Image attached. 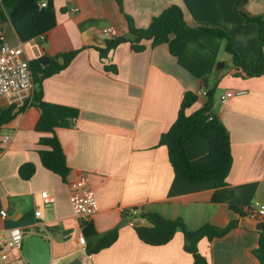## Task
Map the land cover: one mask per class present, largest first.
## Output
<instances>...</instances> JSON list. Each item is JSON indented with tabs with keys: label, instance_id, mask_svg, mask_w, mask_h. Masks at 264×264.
Here are the masks:
<instances>
[{
	"label": "crops",
	"instance_id": "obj_1",
	"mask_svg": "<svg viewBox=\"0 0 264 264\" xmlns=\"http://www.w3.org/2000/svg\"><path fill=\"white\" fill-rule=\"evenodd\" d=\"M236 2L123 0V11L116 0H23L12 9L1 22L4 38L11 45L24 43L33 60L47 64L56 53L80 49L68 67L44 80L46 101L77 107L80 115L76 126L56 130L72 169L65 181L42 163L43 133L36 128L39 108L28 104L19 110L16 105L15 117L0 129V230L19 226L25 238L41 234L50 243L53 264H71L84 255L79 237L85 235L84 223L92 221L100 235L119 227L114 244L92 253L94 264H193L183 231L166 244H149L139 237L126 211L138 207L139 212L180 217L191 229L238 220L223 236L203 237L199 250L210 264H259V229L243 226L246 216L233 205L244 211L251 204L264 205V75L247 77L230 66L225 40L213 35L189 40L179 56L167 43L153 46L151 40H145L143 51L134 50L130 42L121 43L107 57L98 49L128 31L126 13L138 27H147L165 8L179 4L189 23L222 27L241 56L256 58L261 51L258 24L237 11ZM244 8L252 16L262 15L264 0H248ZM108 28L114 31L106 32ZM34 41H40L41 48H32ZM113 65L117 72L106 68ZM214 86L216 93L220 90L214 112L230 131L234 158L228 184L217 191L211 181L194 183L177 176L168 147L160 143L178 118L185 93L199 94L187 110L192 113L206 100L200 91ZM229 92L234 94L228 96ZM10 105L0 99V108ZM188 148L193 162L208 160V139H193ZM26 162L37 167L30 179L20 175ZM83 175L98 202L90 221L76 214L73 203L71 183ZM43 191L51 192L56 201L47 204ZM86 238L88 245L92 238ZM0 264L34 263L24 251H11L8 262L0 255Z\"/></svg>",
	"mask_w": 264,
	"mask_h": 264
},
{
	"label": "trees",
	"instance_id": "obj_2",
	"mask_svg": "<svg viewBox=\"0 0 264 264\" xmlns=\"http://www.w3.org/2000/svg\"><path fill=\"white\" fill-rule=\"evenodd\" d=\"M23 0H0V22L8 20L9 12L17 7ZM124 11L123 0H116ZM248 0H237L236 10L244 13L248 20L255 21L259 27V40L261 51L258 57L250 58L248 55L241 56L234 48L231 36L220 26L210 23H194L187 21L183 8L179 4H172L165 8L160 14L153 17L147 27H138L133 17L126 13L128 19V31L125 34L114 36L108 40L105 47H99L103 57H107L111 50L124 42H130L136 51L146 49L145 40H151L153 46L167 43L170 52L179 56L185 49L189 40L200 36H218L225 40L226 51L232 54L233 67L240 70L247 77L264 75V14L252 16L245 11L244 5ZM80 49L67 52H59L50 56L47 64L35 59L31 61L33 77L35 82L34 98L31 105L39 108L41 116L37 123V130L42 132L40 154L43 165L49 170L59 174L67 181L72 169L67 162L62 142L56 130L59 127H73L80 115V109L74 106L53 103L44 99V80L68 67ZM117 72V66H106ZM216 87L207 89L204 104L192 113L188 108L192 107L199 99V94L194 91L185 93L178 118L162 134L160 143L166 145L169 150L171 164L177 176L183 177L191 182L200 183L211 181L216 191L228 184V177L233 166V151L230 131L223 120L214 112ZM27 106H21L24 110ZM17 106L10 105L0 108V129L10 122L16 115ZM204 137L209 141L208 160L204 163H195L189 152V142L193 139ZM37 167L33 162H26L20 167V175L24 179H30L36 172ZM217 198L215 192L214 199ZM135 209L139 210L138 207ZM233 209L241 216H246L242 207L233 205ZM126 214L137 222L135 225L139 237L153 245H161L169 242L176 232L183 231L185 234V248L194 256L193 264H210L208 258L199 250V242L203 237L212 240L223 236L236 227L238 220L230 222L226 226H217L207 223L198 229H191L183 218H166L163 215L143 210L134 214L132 209ZM259 246L255 254L259 264H264V229L259 230ZM84 233L91 237L88 242V250L97 253L114 244L119 237V227H115L103 234H99L93 222L84 223Z\"/></svg>",
	"mask_w": 264,
	"mask_h": 264
},
{
	"label": "built area",
	"instance_id": "obj_3",
	"mask_svg": "<svg viewBox=\"0 0 264 264\" xmlns=\"http://www.w3.org/2000/svg\"><path fill=\"white\" fill-rule=\"evenodd\" d=\"M44 3L42 6H45ZM114 28H108L106 32H112ZM40 41L46 39L45 34L40 36ZM40 41L31 42L32 48H41ZM39 55V54H38ZM35 55L34 58H37ZM25 50V44L11 45L4 38L2 23L0 22V99H6L11 105L24 106L31 104L34 98L35 82L31 61ZM207 89L200 91L201 95H206ZM234 92H229L228 96ZM224 99H227L225 97ZM77 123H75L76 126ZM10 136L6 135L4 141H9ZM2 151H0V155ZM74 187L73 203L76 214L81 216L84 221H90L97 211V197L94 189L88 185L87 176L83 175L71 183ZM42 196L47 204L56 201V197L49 191H43ZM134 214L139 210L132 208ZM3 216H7V211H1ZM41 209L38 208L36 214L40 216ZM246 217L252 221H261L264 219V205L251 204L245 208ZM131 224L136 225L137 221L132 220ZM25 240V231L19 226H15L6 230H0V255L4 262L10 259L11 251H23V243ZM80 251L84 253L82 256V264H94L93 255L87 247V238L84 234L79 237Z\"/></svg>",
	"mask_w": 264,
	"mask_h": 264
},
{
	"label": "water",
	"instance_id": "obj_4",
	"mask_svg": "<svg viewBox=\"0 0 264 264\" xmlns=\"http://www.w3.org/2000/svg\"><path fill=\"white\" fill-rule=\"evenodd\" d=\"M224 64V63H222ZM242 225L247 228L264 229V223L253 224L244 217ZM23 251L27 258L34 264H53L51 246L49 241L41 234H32L25 238L23 243ZM81 258H76L71 264H82Z\"/></svg>",
	"mask_w": 264,
	"mask_h": 264
},
{
	"label": "rangeland",
	"instance_id": "obj_5",
	"mask_svg": "<svg viewBox=\"0 0 264 264\" xmlns=\"http://www.w3.org/2000/svg\"><path fill=\"white\" fill-rule=\"evenodd\" d=\"M226 56H227L226 59H227L229 65H230V66H233V64H232V63H233V60H232V54L229 53V52H227V53H226ZM224 62H225V60H222L221 62H218V65H219L220 63H224ZM225 69H226V71H227V70H229L230 68L227 67V68H225ZM219 95H220V90L217 91V93H216V97H218Z\"/></svg>",
	"mask_w": 264,
	"mask_h": 264
}]
</instances>
